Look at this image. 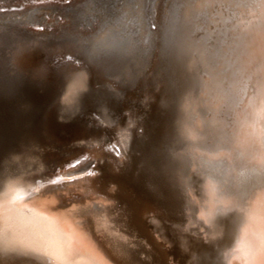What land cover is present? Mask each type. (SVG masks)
<instances>
[{"label":"water","instance_id":"obj_1","mask_svg":"<svg viewBox=\"0 0 264 264\" xmlns=\"http://www.w3.org/2000/svg\"><path fill=\"white\" fill-rule=\"evenodd\" d=\"M30 1L0 15V197L14 183L54 185L46 175L98 152L101 174L80 178L92 192L101 176L120 185L123 226L136 227L149 244L112 232L116 223L96 239L88 218L78 220L109 264H164L163 248L175 262L188 248V264H218V238L193 237L187 245L181 223L193 205L188 183L200 174L190 169L192 149L218 132L227 111L202 123L194 118L212 99L223 98L225 109L234 102L237 76L248 69L242 54L256 41L251 32L229 27L219 0H42L53 11L49 21ZM263 178L264 171L242 172L229 188L241 192ZM234 202L218 208L210 224L223 221L230 230ZM45 207L62 210L58 201ZM149 226L158 234L146 233ZM8 232L0 212V264H60L7 240Z\"/></svg>","mask_w":264,"mask_h":264},{"label":"rangeland","instance_id":"obj_2","mask_svg":"<svg viewBox=\"0 0 264 264\" xmlns=\"http://www.w3.org/2000/svg\"><path fill=\"white\" fill-rule=\"evenodd\" d=\"M19 1L20 0H0V15L14 13V11L19 9V6H17ZM29 4L38 8V15L46 17L47 21L53 18V11H47L45 8L43 9L45 5L42 0H31ZM217 8L219 10L218 12L223 14L229 27L234 28L236 31H249L253 35V40L257 41L258 39H261L264 41V0H219ZM251 48L252 47L242 54L243 58L246 60V66L248 68L247 74L244 76L241 75V77L237 76L239 89L235 93L234 102L229 109L223 108L222 104L224 99L217 97L218 99H212L214 102L208 107V111L204 116H196L194 118V122L202 123L203 120L211 117L213 111H223V109L227 111L225 118H222V116L219 117L221 123L219 121L220 126L218 132L212 133L213 137H211L210 140H207L205 146H195L192 149L195 153L194 155L196 159L194 160L195 162L190 165V169H196L200 174L195 183H188L187 192L189 193L190 198L193 199V205L184 210V213H186V219L181 223L182 229L187 228L183 234V238H186L185 240L188 242L187 245H189V241L193 237L207 236L214 237L215 240L216 237L218 238L217 240H219V242L216 244V248L220 254V262L218 264H228L230 253L234 250L239 234V228L245 211L244 207H247L248 200L252 195L259 190H264V178L249 183V185L243 187L241 192L231 191L229 188L231 183L235 181L238 175L242 172H256L260 174L264 171V140L263 142L261 141L260 146L257 147L258 150L251 151L249 155L246 152L240 151L235 143L237 135L235 132H237L236 130L239 128V117H241L243 113L246 115L251 114V107H253L254 102L262 93V87L264 88V48L262 49L258 47L256 53H252ZM253 54H256V56ZM235 117H237V120ZM232 153L236 154L237 158L241 157V159H235V157L231 155ZM226 156H228V158H226ZM101 158L100 153L91 151L88 154L84 153L83 155H77V159L73 162V164H75L74 166H72V163H70V160L68 159L66 165L55 169L51 177H47L46 175L47 179L54 180L55 186L45 192L43 196H55L60 193L65 197L70 195L68 198L71 200H65V205H61V209L67 210L71 207L77 208L78 205L81 208H85L81 214L76 211V218L84 222L85 218H88L90 230L96 239H101L103 237V229L107 228L108 225L111 226L116 223V226L112 228V232L120 234L121 237H128L129 239L145 243L144 237L137 234L136 227H132L133 229L128 232L123 226L122 217L124 216L122 215V204L117 200V196L122 190L120 185H116L114 181L108 180L107 177L104 176L102 178L101 176L99 182L94 185V194L78 199L77 196H75L78 193V190L73 188V191V189H70L73 182L65 183L64 181L59 180L61 176L62 179H70V177L73 176L70 175L66 177L65 174L67 173L63 172L61 175L57 174L62 170H66L69 166H72V169H75L76 173L78 172L77 174L93 176L98 173V175H100L101 172L98 171L97 161L101 160ZM207 189H212V191H214L213 193L217 200L216 203L218 208L221 209L220 211H222L224 209L223 207H226L230 201H235L234 203H236L238 210L237 218L231 223L230 230H227L223 221L221 222L219 220H216L210 225H201L197 223L204 224L201 217H199L198 210L193 211V209L197 208V206L204 205ZM99 201H101V203H97ZM93 202L98 204H96V208L91 207V203ZM86 204H89V206L86 207ZM152 214L153 213L150 209L142 211V215L147 216V220L153 218ZM151 231L152 235L158 234V231H154L152 226L145 229L146 233ZM222 234L224 238H222ZM164 239L166 241L168 240L165 236ZM104 245L107 246V242H104ZM148 245V242L147 244L145 243V246ZM169 249L170 248H163L159 252L163 257L162 260L164 264H188L192 255L190 249L185 248L187 256L181 262H175V259H172L173 255Z\"/></svg>","mask_w":264,"mask_h":264},{"label":"bare ground","instance_id":"obj_3","mask_svg":"<svg viewBox=\"0 0 264 264\" xmlns=\"http://www.w3.org/2000/svg\"><path fill=\"white\" fill-rule=\"evenodd\" d=\"M258 47L264 48V41L261 39L252 45V53H256ZM253 55L256 56V54ZM262 89L259 98L256 96L258 99L253 107H251L252 104L250 106L251 114L247 116L243 113L239 117V128L235 132L237 133L236 147L248 155L256 150L264 140V88ZM235 119L237 120V117ZM77 173L74 171L65 174L66 177L73 175L70 179L66 178L65 183L73 182L70 189L78 190L75 195L78 199H81V196L84 198L93 195L94 192L80 178L81 174ZM54 186L40 181H24L8 187L5 195L0 197L3 224L9 229L6 239L31 247L60 264H109L91 241L85 229L78 223L77 215L71 217V212L68 211H78L81 214L85 208L79 205L77 208L70 206V209L61 210V213L46 209L47 204L53 205L58 201L59 204L65 205V200H71L68 198L70 195L68 197L43 196ZM213 192L212 189H207L204 205L193 209V211L198 210L199 217L204 224L210 225L211 216L218 208ZM97 203H91V207L96 208ZM87 206L89 204H86ZM244 208L239 234L234 250L230 253L228 264H264V190H259L252 195L247 207ZM74 253L77 255L75 259H72L71 256Z\"/></svg>","mask_w":264,"mask_h":264},{"label":"snow or ice","instance_id":"obj_4","mask_svg":"<svg viewBox=\"0 0 264 264\" xmlns=\"http://www.w3.org/2000/svg\"><path fill=\"white\" fill-rule=\"evenodd\" d=\"M98 174V173H97Z\"/></svg>","mask_w":264,"mask_h":264}]
</instances>
